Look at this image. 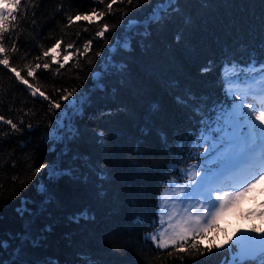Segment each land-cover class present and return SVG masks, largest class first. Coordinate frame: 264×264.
I'll return each mask as SVG.
<instances>
[{
    "label": "trees",
    "instance_id": "trees-1",
    "mask_svg": "<svg viewBox=\"0 0 264 264\" xmlns=\"http://www.w3.org/2000/svg\"><path fill=\"white\" fill-rule=\"evenodd\" d=\"M111 2L21 0L15 12L3 42L10 67L0 64V115L20 131L0 122V241L8 243L0 264H225L227 247L191 249L217 245L201 234L157 248L145 233L158 224L168 180L218 151L222 113L237 97L225 87V65L264 61V0H176L178 11L151 26L143 0L141 8L116 0L109 13ZM93 10L106 14L69 24ZM129 20L143 26L130 31ZM124 40L130 46L118 49ZM11 67L49 99L32 96ZM77 96L88 100L80 112L70 105ZM52 162L64 174L36 171Z\"/></svg>",
    "mask_w": 264,
    "mask_h": 264
},
{
    "label": "snow or ice",
    "instance_id": "snow-or-ice-1",
    "mask_svg": "<svg viewBox=\"0 0 264 264\" xmlns=\"http://www.w3.org/2000/svg\"><path fill=\"white\" fill-rule=\"evenodd\" d=\"M103 3V0H100ZM116 0H112L111 3L106 5L107 12L111 13L113 11V3ZM123 2V0H121ZM134 0H127L128 4H133ZM176 0H156L153 3V0H143V5H151V12L145 17L148 26L152 24L163 23L169 13L177 12L178 9L175 8ZM21 5V0H0V54L3 55V59H0V64L10 67L9 57L7 55L8 49L3 43L6 39V34L11 30V27H15L14 21H16L15 12L18 7ZM141 0H136V8H141ZM106 13L100 12L96 13L93 10L90 14H78L73 17L69 16V24L74 23L75 21H87L89 23H94L96 20L101 19ZM127 15V13H123ZM95 18V19H94ZM129 30H133L137 27L143 26L140 21H137L135 25L131 23V20L128 21ZM109 30V25L104 24L100 28L96 35L103 37L105 32ZM10 38V37H9ZM91 41H88L84 47L87 49ZM130 46V41L124 40L122 43L117 45V48ZM59 47V42L54 46L55 48ZM67 48H73L72 44H68ZM12 52H16L17 49L13 43ZM79 51V50H77ZM49 53L45 52L44 55L47 56ZM100 53H97L99 55ZM65 60H68L69 57H64ZM40 65L37 64L36 68H39ZM45 69L49 68V64L45 63L43 65ZM24 68L27 69V75L33 76L35 68L29 64H25ZM226 71L229 73L224 76L225 87L228 83L233 82V80H239L241 77L245 79H250L253 83H256L259 87L257 95L261 97L258 102L245 104L244 99L236 97V103L231 106V111L227 113H222L224 116V122L221 125V131L225 135L221 136L220 142H222L224 147V156L233 157V156H242L246 158V161L254 159L256 161L257 167L259 168V179H264V61H258L252 59L247 66H242L238 62L229 61L225 65ZM207 71V69H204ZM11 72L25 85L31 89L32 96H43L44 99L48 100L49 97L45 96L43 92H40V89L34 85L28 84V81L20 75V72L17 71L15 67H11ZM102 86V81H101ZM75 90H73L74 92ZM73 92H68L66 95H62V100H69V97L73 95ZM244 95V94H241ZM88 100L82 99L81 96H77L75 101H70V105L73 110L80 112L86 105ZM51 108L59 109L61 107L58 102H51L49 105ZM0 122H3L6 125H10L13 131H20V128L17 123H13L11 119H5L4 116L0 115ZM258 122V123H257ZM60 120H57L58 126L60 125ZM29 128L32 127L31 124L28 125ZM246 127V131L244 130ZM205 130H209V127L206 126ZM5 135H7L5 133ZM99 136L103 138V133H99ZM240 150V151H237ZM208 151V149H205ZM169 167H172V164H169ZM41 169H48L49 174L53 177L64 174V171L60 169L55 162L49 164H42L39 168L36 169L37 172ZM105 169L101 168L100 172L103 173ZM185 175L188 176V179L192 181L195 187H190L184 191L183 196L184 200L181 203H186L188 200L193 198H202V202L208 205V208H201L203 215L196 216H187L181 217L176 221L175 224L169 223L168 227L163 228L159 231H154L152 233H147L145 236L146 240H151L156 243L157 248H168L169 245H175L180 241L187 240L189 233H196L197 235L202 234L207 228L212 227L217 218L225 211L229 205L236 202L243 195H245L252 187L255 186V183L258 182V179L255 175L251 179L245 180L244 184L238 186V190L229 192H221L219 188H213L212 185L220 182V180L214 181L212 183L202 184V180L205 176H200L199 180H193L191 173L185 171ZM199 175V173H197ZM103 178V176L101 177ZM213 193H215V199H213ZM163 211V210H162ZM187 212V209H185ZM264 215V213H261ZM83 215V213L81 214ZM179 215V213H177ZM210 217L205 223V219ZM172 217H169L171 221ZM161 224L164 223L163 219L160 221ZM264 231V230H260ZM159 237V238H158ZM259 238V239H258ZM261 241H264V236L261 237H248L246 242H241L239 253L234 255L231 261H225V264H245V259L247 257L253 256L254 254L259 256V264H264V250L261 249ZM7 241H0V248H7ZM215 248H223L224 245H213L211 247L204 246L201 251V246L198 243H193L191 249L196 250L198 255H204L205 253H210ZM188 252L189 249H183ZM171 255V253H169ZM54 264V262H50Z\"/></svg>",
    "mask_w": 264,
    "mask_h": 264
},
{
    "label": "rangeland",
    "instance_id": "rangeland-1",
    "mask_svg": "<svg viewBox=\"0 0 264 264\" xmlns=\"http://www.w3.org/2000/svg\"><path fill=\"white\" fill-rule=\"evenodd\" d=\"M53 51L56 52V50ZM95 75L98 76L99 73L97 72ZM230 84L236 96L244 99L245 104L255 103L261 99L257 95L259 91L258 85L250 79L241 77L239 80L234 79ZM244 130L246 131V127ZM262 141H264V137H262ZM213 147L217 148L218 151L216 154L209 156L208 165L203 168L195 166L182 168L184 173L183 180L175 177L168 180L167 185L163 188L158 198V224L155 229L147 233L162 230L168 227L169 223L175 224L181 217L203 215L201 208H208V205L202 202V198H193L186 203H181L185 199L183 196L184 191L190 187H195L192 181L188 179V176L185 175V171L191 173L193 180L197 181L200 176L205 174L202 184L220 180L212 187L219 188L222 193H231L238 190V187H232L229 183L236 184L239 182L238 184L241 185L244 184L245 180L251 179L255 175L258 179L255 186L240 197L239 200L229 205L217 218L216 223L201 234V238L206 243L215 242L217 245L227 247L229 257L232 259L234 255L239 253L241 242H246L248 237L264 236V231H260L264 230V215L261 214L264 213V179H259L260 170L254 159L246 161V158L242 156L225 157V145L220 142V139L213 141ZM213 199H215V193H213ZM185 209H187V212H185ZM170 216L172 217L171 221L169 220ZM161 219L164 221L163 224L160 223ZM208 219L210 217L205 219V223ZM147 233H145V236ZM190 235H193V233L188 234V236ZM153 243L156 245L155 242ZM261 249L264 250V241H261ZM258 257V255L254 254L247 258Z\"/></svg>",
    "mask_w": 264,
    "mask_h": 264
},
{
    "label": "bare ground",
    "instance_id": "bare-ground-1",
    "mask_svg": "<svg viewBox=\"0 0 264 264\" xmlns=\"http://www.w3.org/2000/svg\"><path fill=\"white\" fill-rule=\"evenodd\" d=\"M238 180V179H237Z\"/></svg>",
    "mask_w": 264,
    "mask_h": 264
}]
</instances>
